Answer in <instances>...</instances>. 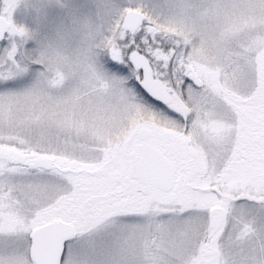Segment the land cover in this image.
<instances>
[{"label": "snow or ice", "instance_id": "snow-or-ice-1", "mask_svg": "<svg viewBox=\"0 0 264 264\" xmlns=\"http://www.w3.org/2000/svg\"><path fill=\"white\" fill-rule=\"evenodd\" d=\"M0 264H264V0H0Z\"/></svg>", "mask_w": 264, "mask_h": 264}]
</instances>
